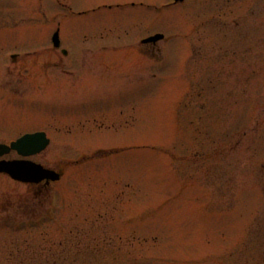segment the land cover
I'll return each instance as SVG.
<instances>
[{
	"label": "rangeland",
	"instance_id": "rangeland-1",
	"mask_svg": "<svg viewBox=\"0 0 264 264\" xmlns=\"http://www.w3.org/2000/svg\"><path fill=\"white\" fill-rule=\"evenodd\" d=\"M32 130L59 178L0 174V264H254L264 0H0V143Z\"/></svg>",
	"mask_w": 264,
	"mask_h": 264
},
{
	"label": "flooded vegetation",
	"instance_id": "flooded-vegetation-1",
	"mask_svg": "<svg viewBox=\"0 0 264 264\" xmlns=\"http://www.w3.org/2000/svg\"><path fill=\"white\" fill-rule=\"evenodd\" d=\"M254 264H264V255L259 261H253ZM250 264V263H249Z\"/></svg>",
	"mask_w": 264,
	"mask_h": 264
},
{
	"label": "water",
	"instance_id": "water-1",
	"mask_svg": "<svg viewBox=\"0 0 264 264\" xmlns=\"http://www.w3.org/2000/svg\"><path fill=\"white\" fill-rule=\"evenodd\" d=\"M158 38H159V37H153V38H149V40L155 41V40L158 39ZM149 40H148V41H149ZM22 141L24 142V140H22ZM22 141H21V142H22Z\"/></svg>",
	"mask_w": 264,
	"mask_h": 264
}]
</instances>
